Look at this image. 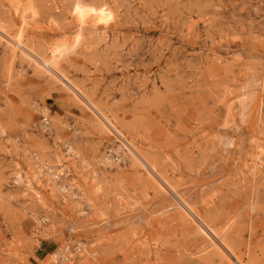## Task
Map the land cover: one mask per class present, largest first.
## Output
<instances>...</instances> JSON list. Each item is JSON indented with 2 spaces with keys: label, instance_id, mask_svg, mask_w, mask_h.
<instances>
[{
  "label": "rangeland",
  "instance_id": "1",
  "mask_svg": "<svg viewBox=\"0 0 264 264\" xmlns=\"http://www.w3.org/2000/svg\"><path fill=\"white\" fill-rule=\"evenodd\" d=\"M253 139L264 0H0V264H264Z\"/></svg>",
  "mask_w": 264,
  "mask_h": 264
},
{
  "label": "bare ground",
  "instance_id": "2",
  "mask_svg": "<svg viewBox=\"0 0 264 264\" xmlns=\"http://www.w3.org/2000/svg\"><path fill=\"white\" fill-rule=\"evenodd\" d=\"M23 11V10H22ZM241 89H244V87L243 88H241ZM49 114H50V111H49V109H47V108H43L42 109V115H41V118H45L48 122H49ZM42 124H43V121H42ZM252 143H253V145H255L254 146V151H255V157L254 158H252V159H250L249 161L251 162L250 164H249V168L251 169H253V168H255V166L257 165V163H258V161L260 160L259 159V156H261L262 155V153L264 152V150H263V147H262V144H261V142H260V140L259 139H253L252 140ZM70 150V149H69ZM73 156V155H72ZM30 157V156H29ZM102 162H103V164H106V163H108L109 165H110V163H112V162H110V160L108 159V157H104L103 159H102ZM261 165V164H260ZM35 169H36V173H34V174H36V175H40V173L43 175V177L45 176V178H44V186L45 187H48V191L49 192H52V191H54V188H56L63 196V199H65L67 196H65L66 194H63V193H65L64 192V189L62 188V186H60L59 184H58V181L60 180V178H59V176H63L64 175V172L62 171V170H60V171H58V173L57 174H52L51 173V170H48L49 168H47L43 163H38V164H36V167H35ZM254 170V169H253ZM258 170V169H257ZM33 174V175H34ZM256 174V173H255ZM36 178H37V176H36ZM39 178V177H38ZM90 178H91V183H92V185H91V189L93 190V192H99L100 191V189H99V187H98V185L97 184H95V182H94V180H95V176H92V175H90ZM80 179H82V177H80ZM16 180H17V182L18 183H20L21 182V176L19 175V173H16ZM70 191V190H69ZM55 193V192H54ZM72 193V192H71ZM73 194V193H72ZM71 195V194H70ZM67 199H69V197L67 198ZM74 205H76V203L74 202ZM80 212V211H79ZM65 249H66V247H65ZM64 250V249H63ZM77 250H80V248H79V246H77ZM53 263L54 264H61V263H63V261L65 260V250L64 251H58L57 253H55L54 255H53Z\"/></svg>",
  "mask_w": 264,
  "mask_h": 264
},
{
  "label": "built area",
  "instance_id": "3",
  "mask_svg": "<svg viewBox=\"0 0 264 264\" xmlns=\"http://www.w3.org/2000/svg\"><path fill=\"white\" fill-rule=\"evenodd\" d=\"M49 110H50V109H49ZM41 120L43 121V126H42L43 129H44V130H47L46 127L48 126L49 122H48L45 118H41ZM108 154H109V152H108ZM111 156L113 157V156H115V154L112 153Z\"/></svg>",
  "mask_w": 264,
  "mask_h": 264
}]
</instances>
